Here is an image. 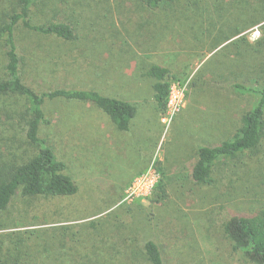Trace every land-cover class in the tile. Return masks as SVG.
I'll use <instances>...</instances> for the list:
<instances>
[{
  "label": "rangeland",
  "instance_id": "obj_1",
  "mask_svg": "<svg viewBox=\"0 0 264 264\" xmlns=\"http://www.w3.org/2000/svg\"><path fill=\"white\" fill-rule=\"evenodd\" d=\"M78 2L57 17L75 22L74 42L16 31L25 83L40 94L97 91L132 103L137 115L124 132L92 103L47 101L40 135L78 192L18 195L0 234L67 233L70 264H149V241L166 264H253L224 225L264 206V139L257 152L217 162L210 184H196L192 171L199 148L232 139L258 101L237 86H264V0H180L170 15L138 0ZM154 65L170 71V92L181 97L175 115L155 101L156 80L145 76Z\"/></svg>",
  "mask_w": 264,
  "mask_h": 264
},
{
  "label": "trees",
  "instance_id": "obj_2",
  "mask_svg": "<svg viewBox=\"0 0 264 264\" xmlns=\"http://www.w3.org/2000/svg\"><path fill=\"white\" fill-rule=\"evenodd\" d=\"M140 8L171 10L180 0H138ZM79 5L78 0H0V47L5 50L0 62V144L8 140L14 145L0 150V225L14 199L39 197H69L78 187L66 174V165L59 161L46 139L41 137L43 126L49 125L44 106L47 101L65 99L92 103L106 113L120 131L127 132L137 115L130 102L102 95L97 91L57 89L43 94L29 87L22 75L25 59L17 44L19 27L44 37H57L65 42L77 40L75 22L59 21L58 15L68 13ZM170 71L154 65L145 74L156 80L153 85L158 108L165 110L171 83ZM242 91L257 94L258 101L244 115L242 127L230 140L216 146L199 148L193 167L192 180L198 185L212 182L217 162L232 160L247 152H257L264 139V86ZM8 137V132H14ZM17 134H20L21 137ZM13 138V140H9ZM32 150V154H30ZM257 186L256 189H260ZM165 193V192H164ZM4 226V225H3ZM1 226V229L3 228ZM67 231V230H66ZM227 238L234 248L253 264H264V206L251 216H233L225 225ZM67 233L55 231H13L0 234V264H54L65 261ZM149 264H166L158 244L149 241L144 247ZM59 252V254H58ZM53 254L59 257L52 258ZM54 261V263H53Z\"/></svg>",
  "mask_w": 264,
  "mask_h": 264
},
{
  "label": "built area",
  "instance_id": "obj_3",
  "mask_svg": "<svg viewBox=\"0 0 264 264\" xmlns=\"http://www.w3.org/2000/svg\"><path fill=\"white\" fill-rule=\"evenodd\" d=\"M170 96H169V99H168V104L169 105V108L171 110V113L172 115H175L178 113L179 111V108L181 106V101H180V96L178 94V92L174 91L173 89L171 90L170 92ZM172 115H169V116H172ZM165 122L168 121L169 122V119L168 118H165L164 120Z\"/></svg>",
  "mask_w": 264,
  "mask_h": 264
}]
</instances>
